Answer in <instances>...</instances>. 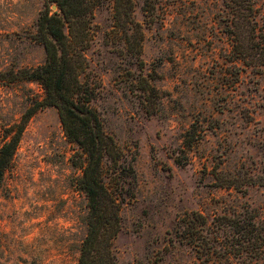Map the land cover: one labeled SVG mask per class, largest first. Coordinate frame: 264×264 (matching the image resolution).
Wrapping results in <instances>:
<instances>
[{"label": "rangeland", "instance_id": "rangeland-1", "mask_svg": "<svg viewBox=\"0 0 264 264\" xmlns=\"http://www.w3.org/2000/svg\"><path fill=\"white\" fill-rule=\"evenodd\" d=\"M131 1L139 52L114 22L112 0H97L75 94L118 148L101 162L119 206L116 264H264V254L238 255V235L221 217L264 220V66L233 51L234 4ZM252 2L264 35V0ZM43 3L0 0V142L43 94L35 80L7 78L43 59L30 36ZM79 153L54 106L29 116L0 182V264H77Z\"/></svg>", "mask_w": 264, "mask_h": 264}, {"label": "trees", "instance_id": "trees-1", "mask_svg": "<svg viewBox=\"0 0 264 264\" xmlns=\"http://www.w3.org/2000/svg\"><path fill=\"white\" fill-rule=\"evenodd\" d=\"M234 4L236 35L231 39L233 51L241 62L264 66V35L256 30L255 9L252 0H226ZM97 0H44L30 36L43 48L41 62L19 66L10 71L9 80L26 78L35 80L42 88L40 99H35L21 112L19 118L8 125L7 137L0 142V182L10 165L21 132L29 116L45 105H52L63 133L74 141L79 150L75 164L80 168L78 187L85 196V232L80 240L77 264H116L111 241L120 223L116 196L108 188L103 172L102 157L118 158V148L110 134L100 123L87 99L75 97L80 85L78 74L85 66L83 48L92 8ZM113 18L122 27L124 41L136 52L140 50L141 31L130 15L131 0H112ZM54 7L51 8V5ZM231 7V5H230ZM135 35L131 45L130 35ZM234 36V35H233ZM226 226L238 236V255L257 260L264 252V220L242 214L221 215ZM204 221V219H201Z\"/></svg>", "mask_w": 264, "mask_h": 264}, {"label": "water", "instance_id": "water-1", "mask_svg": "<svg viewBox=\"0 0 264 264\" xmlns=\"http://www.w3.org/2000/svg\"><path fill=\"white\" fill-rule=\"evenodd\" d=\"M51 7H54V4H52Z\"/></svg>", "mask_w": 264, "mask_h": 264}]
</instances>
